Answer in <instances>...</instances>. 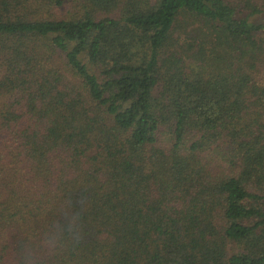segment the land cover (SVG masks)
<instances>
[{
    "label": "trees",
    "instance_id": "obj_1",
    "mask_svg": "<svg viewBox=\"0 0 264 264\" xmlns=\"http://www.w3.org/2000/svg\"><path fill=\"white\" fill-rule=\"evenodd\" d=\"M0 264H264V0H0Z\"/></svg>",
    "mask_w": 264,
    "mask_h": 264
},
{
    "label": "rangeland",
    "instance_id": "obj_2",
    "mask_svg": "<svg viewBox=\"0 0 264 264\" xmlns=\"http://www.w3.org/2000/svg\"><path fill=\"white\" fill-rule=\"evenodd\" d=\"M231 3H233L234 5L237 3H240L242 0H229ZM252 1V0H251ZM254 1H259V0H254ZM262 2V1H261ZM263 5V4H262ZM114 16H118V13L116 12L114 14Z\"/></svg>",
    "mask_w": 264,
    "mask_h": 264
}]
</instances>
